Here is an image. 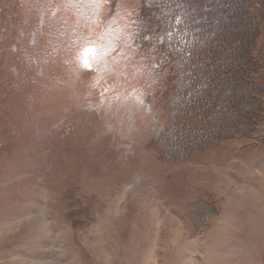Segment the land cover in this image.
Returning a JSON list of instances; mask_svg holds the SVG:
<instances>
[{
  "label": "rangeland",
  "instance_id": "374dc122",
  "mask_svg": "<svg viewBox=\"0 0 264 264\" xmlns=\"http://www.w3.org/2000/svg\"><path fill=\"white\" fill-rule=\"evenodd\" d=\"M145 1L0 0V264H264V0L250 95L207 139L167 131L190 85ZM226 1L204 17L246 31Z\"/></svg>",
  "mask_w": 264,
  "mask_h": 264
},
{
  "label": "trees",
  "instance_id": "16d2710c",
  "mask_svg": "<svg viewBox=\"0 0 264 264\" xmlns=\"http://www.w3.org/2000/svg\"><path fill=\"white\" fill-rule=\"evenodd\" d=\"M224 1L155 0L154 3L145 1L146 11H141L140 17L144 25L151 29L149 25L154 27L153 19L157 18L158 29L161 28L169 39L165 42L172 54L170 57L172 63L168 66L170 72H175L173 79L185 80V84L191 87L186 91L183 83L180 84L181 87L177 84L178 87H175L177 97L173 95L172 100L168 98L172 108L169 110L170 121L167 131H172L175 135L187 131L186 128L189 127L205 139L216 130L221 137L229 127L227 117L221 113H225L227 108L237 109L239 102L242 101L240 99L242 95L246 97L250 95L249 84L252 82L248 71L253 64L247 62L252 60L251 56L250 59H247V56L251 55V48L254 46L252 37L254 27L249 22L250 18L254 19L253 11L247 7L245 0H227L226 3H229L231 8L235 6V12L243 10L247 17L246 31L238 28L229 31L228 19L222 18L221 24L216 26L212 20L204 17V14L210 16L222 12ZM249 63L251 65H248ZM171 80L168 82L171 83ZM182 98L183 105L180 103ZM217 98L219 101H225L222 106L224 111L222 110L220 114L218 108L214 109ZM244 111L240 112L242 116L246 115ZM195 140L196 138L191 136V145L188 147L192 146ZM205 212L208 213V210Z\"/></svg>",
  "mask_w": 264,
  "mask_h": 264
},
{
  "label": "snow or ice",
  "instance_id": "6c2138e0",
  "mask_svg": "<svg viewBox=\"0 0 264 264\" xmlns=\"http://www.w3.org/2000/svg\"><path fill=\"white\" fill-rule=\"evenodd\" d=\"M89 51H91V49H89Z\"/></svg>",
  "mask_w": 264,
  "mask_h": 264
},
{
  "label": "bare ground",
  "instance_id": "6f19581e",
  "mask_svg": "<svg viewBox=\"0 0 264 264\" xmlns=\"http://www.w3.org/2000/svg\"><path fill=\"white\" fill-rule=\"evenodd\" d=\"M207 211V210H206ZM205 213H207V212H205Z\"/></svg>",
  "mask_w": 264,
  "mask_h": 264
}]
</instances>
